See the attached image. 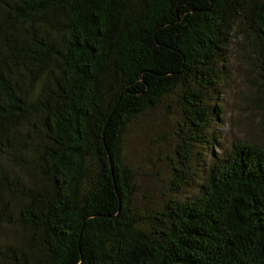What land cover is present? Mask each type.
Masks as SVG:
<instances>
[{"label":"trees","instance_id":"16d2710c","mask_svg":"<svg viewBox=\"0 0 264 264\" xmlns=\"http://www.w3.org/2000/svg\"><path fill=\"white\" fill-rule=\"evenodd\" d=\"M233 57L261 132L221 154ZM170 102L141 200L124 139ZM0 264H264V0H0Z\"/></svg>","mask_w":264,"mask_h":264},{"label":"rangeland","instance_id":"374dc122","mask_svg":"<svg viewBox=\"0 0 264 264\" xmlns=\"http://www.w3.org/2000/svg\"><path fill=\"white\" fill-rule=\"evenodd\" d=\"M253 77V74L247 75L244 64L238 58H231L228 78L220 88L224 107L215 125L218 139L214 149L217 153L228 151L234 140L251 138L261 132L256 110L243 99ZM170 104L168 109L160 106L145 114L124 139L127 161L143 185L139 192L141 200L145 191L153 196L154 201H158L160 188L170 177L168 165L163 160L168 154H173L176 145L174 130L177 107L174 103Z\"/></svg>","mask_w":264,"mask_h":264}]
</instances>
